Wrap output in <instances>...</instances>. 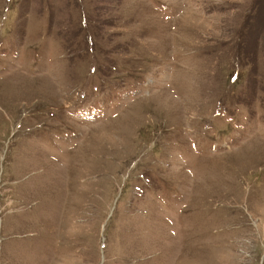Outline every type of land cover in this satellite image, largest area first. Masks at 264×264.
<instances>
[{
    "label": "rangeland",
    "instance_id": "1",
    "mask_svg": "<svg viewBox=\"0 0 264 264\" xmlns=\"http://www.w3.org/2000/svg\"><path fill=\"white\" fill-rule=\"evenodd\" d=\"M0 264H264V0H0Z\"/></svg>",
    "mask_w": 264,
    "mask_h": 264
}]
</instances>
